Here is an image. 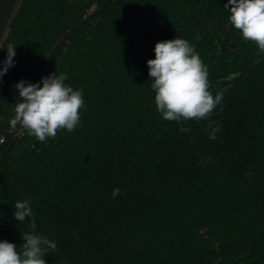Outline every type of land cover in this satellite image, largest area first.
<instances>
[{"label": "trees", "instance_id": "obj_1", "mask_svg": "<svg viewBox=\"0 0 264 264\" xmlns=\"http://www.w3.org/2000/svg\"><path fill=\"white\" fill-rule=\"evenodd\" d=\"M103 1L24 0L0 51L2 66L16 46L0 78L3 128L13 130L15 85L40 82L55 43ZM227 3L112 0L59 48L52 72L83 91L81 123L43 143L14 135L0 165V240L20 250L31 218L16 220L14 202L27 200L35 232L57 244L47 264H264V53L231 25ZM175 38L223 94L210 119L178 124L156 109L147 61Z\"/></svg>", "mask_w": 264, "mask_h": 264}, {"label": "clouds", "instance_id": "obj_2", "mask_svg": "<svg viewBox=\"0 0 264 264\" xmlns=\"http://www.w3.org/2000/svg\"><path fill=\"white\" fill-rule=\"evenodd\" d=\"M225 7L230 12L229 22L239 30L242 38L264 53V0H228ZM15 48L14 44H8L7 57L0 66V78L15 66ZM154 53L155 58L147 61L148 75L153 80L151 89L155 93L156 109L163 119L178 124L210 119L222 103L223 94L213 95L209 90L208 69L195 47L186 39L175 38L157 42ZM66 80V73H53L37 83L19 81L15 85L19 99L9 120L10 128L19 127L41 143L54 138L60 130L74 131L81 123L80 109L85 102L83 91L74 90ZM208 130L209 138L215 140L219 126L210 122ZM179 131L189 132L191 128L181 127ZM3 142L0 138V143ZM209 159L205 158L201 164ZM119 194V188L113 189V198ZM14 206V218L20 222L31 218L32 231L22 234L19 251L14 243L0 240V264H47L45 256L49 250H56L57 244L35 232L36 220L27 200H17Z\"/></svg>", "mask_w": 264, "mask_h": 264}, {"label": "water", "instance_id": "obj_3", "mask_svg": "<svg viewBox=\"0 0 264 264\" xmlns=\"http://www.w3.org/2000/svg\"><path fill=\"white\" fill-rule=\"evenodd\" d=\"M111 1L112 0H104L100 5H95L90 11L87 12L80 22L74 25L55 43L45 60L42 77H47L53 74L52 60L59 48L64 43L72 42L73 37L85 29L90 23H92L95 18L110 4ZM23 2L24 0H0V43L4 44V42L7 40L10 34L12 23ZM1 49L2 47H0V51ZM22 131L23 129L21 128L7 130L0 125V136L4 139V142L0 143V149L10 144V146L0 156V165L2 164L5 155L11 149V145L14 141V135L21 133Z\"/></svg>", "mask_w": 264, "mask_h": 264}]
</instances>
